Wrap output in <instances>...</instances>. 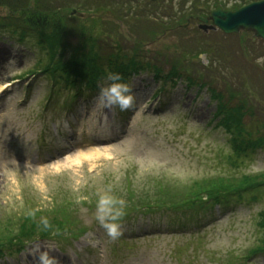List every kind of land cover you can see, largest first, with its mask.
<instances>
[{
	"label": "rangeland",
	"instance_id": "374dc122",
	"mask_svg": "<svg viewBox=\"0 0 264 264\" xmlns=\"http://www.w3.org/2000/svg\"><path fill=\"white\" fill-rule=\"evenodd\" d=\"M111 1L98 7L95 0H51L50 17L65 26L61 35L70 45L65 57L78 46L104 55L122 48L165 73L180 68L206 86L185 80L161 85L147 69L129 82L134 103L127 119L101 92L69 116L68 91L46 74L32 75L42 69L43 49L33 39L19 42L0 33V224L20 219V229L44 215L65 218L67 228L58 242L34 241L0 264H264V190L242 203L182 204L181 210L164 206L159 197L165 187L180 200L192 188L264 172V150L232 155L210 91L217 88L230 98L240 89L257 99L264 119V56H255L264 44L250 32L204 33L182 17L192 0ZM73 8L83 17H71ZM6 14L1 6L0 18ZM250 39L257 51L247 50ZM251 120L246 118L249 127ZM104 194L125 201L118 221L122 235L115 240L96 219ZM87 199L91 206H85Z\"/></svg>",
	"mask_w": 264,
	"mask_h": 264
},
{
	"label": "trees",
	"instance_id": "16d2710c",
	"mask_svg": "<svg viewBox=\"0 0 264 264\" xmlns=\"http://www.w3.org/2000/svg\"><path fill=\"white\" fill-rule=\"evenodd\" d=\"M44 1L46 0H14L13 2L0 0V7H5L10 14L19 13L18 17L9 16L6 21L3 23L1 22L0 28L4 32H11L12 36L17 37L20 42H24L28 39H35L38 46L41 47L46 54V57L42 60L41 71L45 72V74L52 80L54 79L59 86L68 91V101L74 102L80 97H83L84 94L94 92L98 89L99 83L109 81L108 76L110 73L120 74L123 77L121 83L128 84L133 75L151 69L157 80L165 78L166 81L169 80V82L173 84L178 80H185L191 85L206 86L205 83H200L180 68L172 67L165 73L158 66L145 63V60H140L138 58L139 56H136L137 53L134 52L133 55L132 53L127 54L122 48L119 49V53L104 55L100 51L97 52L95 49H88L87 51V49L78 46L77 49H75V51H77L76 53L65 57V45L66 48L70 46L64 42L63 39H65V37L63 38L61 35V33L64 32L65 26L53 23V19L50 17V11L54 5L51 4V0L45 4ZM95 1L99 2V7L102 6V1L104 0ZM255 1L259 0H192L189 11L184 12L182 17L198 14L209 15L218 9L234 11ZM111 2H114V0ZM118 2L119 1H117V3ZM178 3L183 5L184 0H180ZM166 6H168L169 10L174 8V4L171 5L167 3ZM180 6V11L177 10V12L181 15L183 9ZM255 41L260 42L262 46L264 44V40L257 39ZM249 42L251 43V49L247 50H253L256 44H254L251 39ZM59 51L62 53L59 54ZM255 56H264V52L258 55L257 51ZM210 91L213 100L218 102L217 116L221 118L219 125L228 133L233 147L232 155H235L237 159H239L242 156L248 157L252 155L256 150H264V119L258 116L260 115L259 111L261 109L256 103L257 99L244 95L240 89L230 98L217 88L210 87ZM248 117L252 119L251 124H253V127L248 126L246 121ZM167 188L168 187L162 189V194L159 196L163 202L157 201V203L162 202V204L167 207L173 205L177 207V210H181L182 204H185L186 207L189 208L199 203L203 205V208H207L210 205L223 207V205L232 200L242 203L245 197L250 194L253 198H256L257 194L264 190V172L257 175H244L241 179L229 180L228 182L220 181L207 188H192L191 193H183V195H180V200L176 192L171 193L172 191ZM143 193H145V195L144 197L142 196L141 199L146 200L147 190L142 191V194ZM91 201L92 200L87 199L85 206H91ZM151 210L148 212H152ZM179 214L180 213H174L176 216ZM260 216L263 231L261 238L263 248L264 211ZM19 220L20 219H18V221L15 220L5 227L3 226L5 225L3 221L2 224H0V231H2L0 234V256L5 254V252L13 250L14 246H16L15 248L22 246L24 242L39 237L51 238L54 236L55 230H57V232L64 230L66 223L65 218L62 220H49L45 219L43 215L40 219H36L35 221L31 220L27 226H25V222H22V227L19 229V227L16 226ZM37 227H41V231H37ZM257 251H259V249H257L256 252Z\"/></svg>",
	"mask_w": 264,
	"mask_h": 264
},
{
	"label": "clouds",
	"instance_id": "9594fccd",
	"mask_svg": "<svg viewBox=\"0 0 264 264\" xmlns=\"http://www.w3.org/2000/svg\"><path fill=\"white\" fill-rule=\"evenodd\" d=\"M108 80L111 82L101 90V99H106L109 105H118L121 110H127L134 103L132 89L121 83L123 77L118 73H110ZM125 201L116 199L111 195L100 196L96 219L106 230L109 237L117 239L122 235L120 221L124 215Z\"/></svg>",
	"mask_w": 264,
	"mask_h": 264
},
{
	"label": "water",
	"instance_id": "95a60500",
	"mask_svg": "<svg viewBox=\"0 0 264 264\" xmlns=\"http://www.w3.org/2000/svg\"><path fill=\"white\" fill-rule=\"evenodd\" d=\"M76 13V11H72ZM196 19L204 31L217 27L224 33H238L239 31L253 32L255 37L264 39V0L249 4L237 11H214L209 17L191 16L187 20ZM211 20V25L206 23Z\"/></svg>",
	"mask_w": 264,
	"mask_h": 264
}]
</instances>
